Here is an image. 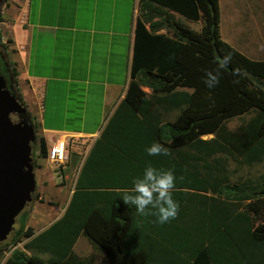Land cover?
Here are the masks:
<instances>
[{
	"label": "trees",
	"instance_id": "trees-1",
	"mask_svg": "<svg viewBox=\"0 0 264 264\" xmlns=\"http://www.w3.org/2000/svg\"><path fill=\"white\" fill-rule=\"evenodd\" d=\"M158 7L203 26L190 31ZM155 18L166 19L171 37L145 29ZM226 54L231 62L221 67ZM208 71L220 73L213 89L202 82ZM0 73L25 108L1 41ZM174 111L172 122L162 120ZM249 111L255 116L237 132L227 129V120ZM25 117L34 124L26 110ZM204 135L213 137L202 140ZM153 142L171 155L148 156L145 148ZM46 146L38 138L41 155ZM229 160L248 167L264 161V59H249L221 40L217 0H140L131 82L86 156L63 215L36 236L22 228L7 244L25 239L23 249L48 259L15 249L5 264H89L73 252L81 236L103 251L107 264H264V175L232 183ZM149 164L173 168L177 177L172 196L179 213L164 225L121 199Z\"/></svg>",
	"mask_w": 264,
	"mask_h": 264
},
{
	"label": "crops",
	"instance_id": "crops-1",
	"mask_svg": "<svg viewBox=\"0 0 264 264\" xmlns=\"http://www.w3.org/2000/svg\"><path fill=\"white\" fill-rule=\"evenodd\" d=\"M139 2L9 0L1 11V40L37 136L49 144L57 140L77 143L69 150L58 178L60 182L52 178L57 176L56 166L44 158L43 165L34 170L38 199L34 198L26 218V226L33 230L34 236L63 215L83 157L125 96L131 82ZM158 10L180 25L183 20L199 22L166 7ZM165 20L155 18L151 21L152 28L150 22L144 27L149 33L171 37L172 27ZM141 90L147 96L151 94L147 87ZM70 152L82 154L73 178L72 171H65L72 160ZM47 202L53 204L48 206ZM81 237L73 246L74 253Z\"/></svg>",
	"mask_w": 264,
	"mask_h": 264
},
{
	"label": "rangeland",
	"instance_id": "rangeland-1",
	"mask_svg": "<svg viewBox=\"0 0 264 264\" xmlns=\"http://www.w3.org/2000/svg\"><path fill=\"white\" fill-rule=\"evenodd\" d=\"M9 1V0H8ZM62 2V1H59ZM218 3V11H219V35L221 40L226 42L228 45L233 47L239 53L248 57L252 60H262L264 59V0H217ZM0 7V15L3 10L4 5ZM183 26L190 28L193 31L199 32L201 27L203 26L202 22L198 23L189 22L183 20L181 22ZM178 111L170 112L168 114H162L163 121H173L174 117ZM255 116L254 111H249L245 114L233 117L226 121V127L231 132H237L240 126L245 125L249 120H251ZM93 119V115H91ZM49 123V122H48ZM91 127V126H89ZM213 136L212 135H204L201 137L202 140H209ZM69 146L77 145L75 142L68 141ZM84 148L82 149V152ZM36 155V150H34ZM71 163L68 164V169H65L66 172L72 171V178L74 172L73 170L78 167L79 157L82 154L80 153H71ZM38 159V158H37ZM41 165H43V160L38 159ZM40 165V166H41ZM53 168V166H51ZM38 169V168H37ZM57 171V170H55ZM51 175H53L51 173ZM227 178L230 182H245L248 180H259L262 175H264V161L253 165L251 167L243 166L239 164L237 161L229 160L227 163ZM52 178L57 183L60 182L58 180L59 175L52 176ZM70 178V176H69ZM71 179V178H70ZM260 180V181H261ZM35 194L38 195V192L35 191ZM67 195L63 197L64 201H67ZM53 197H50L52 200ZM53 202V200H52ZM47 202L48 206H51L53 203ZM31 208V204H29L24 212L22 213L25 216L23 230L20 229L22 223H20V217L16 219L14 224V232L20 230V232L24 231L26 226V218L29 216L28 211ZM28 215V216H27ZM22 230V231H21ZM14 233L12 232L7 240L0 244L1 247L8 248L6 250L0 251V264H5L6 261L11 256V252L14 249H19L24 251L26 256H38L42 261L48 259L47 254L38 253L33 250L23 249V245L26 242L25 239L20 242L16 248L10 250L7 244L10 243ZM13 248V247H12ZM74 255L81 261L88 262L89 264H107V259L103 251L95 248L86 238L81 237L76 246Z\"/></svg>",
	"mask_w": 264,
	"mask_h": 264
},
{
	"label": "water",
	"instance_id": "water-1",
	"mask_svg": "<svg viewBox=\"0 0 264 264\" xmlns=\"http://www.w3.org/2000/svg\"><path fill=\"white\" fill-rule=\"evenodd\" d=\"M33 124L0 74V244L14 230L17 217L33 201L36 182Z\"/></svg>",
	"mask_w": 264,
	"mask_h": 264
},
{
	"label": "clouds",
	"instance_id": "clouds-1",
	"mask_svg": "<svg viewBox=\"0 0 264 264\" xmlns=\"http://www.w3.org/2000/svg\"><path fill=\"white\" fill-rule=\"evenodd\" d=\"M7 2H8V0L5 1V4ZM0 41L2 43L1 35H0ZM7 59H8V55H7ZM231 59H232L231 54L224 55L223 58L220 60V66L221 67L227 66L231 62ZM11 68H12V66H11ZM202 82L205 85V87L208 89L215 88L220 83L219 71L205 72L204 76L202 77ZM25 110H26V108H25ZM33 123H34V120H33ZM34 125L35 124H33V127H34ZM35 135H36V141L32 146V154H31L32 159H33L32 163L33 164L37 163L38 165H40V163L37 162V160L40 159V158L37 159L38 138L39 137L37 136V132L35 133ZM67 142H68V140H67ZM46 144H47V146L50 145L47 142H46ZM71 147H73V146H69V143H68V148H71ZM90 149L88 150L86 156L88 155ZM34 150H36V155H35ZM145 152L148 156H165V157H168L171 155L169 149L167 147H165L164 145H162L161 143H158V142L151 143L150 146L145 148ZM86 156L83 157L84 160H85ZM41 160H43V159H41ZM62 169H63L62 167H60L58 170L56 169L57 175L61 174ZM176 180H177V177L175 175V171L173 168H169L167 170L157 169V168L151 166V164H149L143 170L142 176H138V177L133 179L132 190L130 192L123 193L121 196V199L123 200V202L126 205L133 206L138 215H140V216H154L155 217V223H157L159 225L167 224V223H169L172 220L177 218L178 213H179V209H180L179 202L174 200L173 196H172V192L174 190ZM35 195L36 194H34V198H35ZM34 198H33V200H34ZM22 228H23V226L21 227V229ZM19 243L15 244V246H12L13 248L10 247V250L16 248V246Z\"/></svg>",
	"mask_w": 264,
	"mask_h": 264
},
{
	"label": "built area",
	"instance_id": "built-area-1",
	"mask_svg": "<svg viewBox=\"0 0 264 264\" xmlns=\"http://www.w3.org/2000/svg\"><path fill=\"white\" fill-rule=\"evenodd\" d=\"M70 148H68V142L65 140H57L53 144H50L46 148V152L44 155H41L39 150L37 153V158L46 159L51 163L56 165V169L58 170L60 167L64 168Z\"/></svg>",
	"mask_w": 264,
	"mask_h": 264
},
{
	"label": "flooded vegetation",
	"instance_id": "flooded-vegetation-1",
	"mask_svg": "<svg viewBox=\"0 0 264 264\" xmlns=\"http://www.w3.org/2000/svg\"><path fill=\"white\" fill-rule=\"evenodd\" d=\"M5 1L6 0H0V7L3 5V4H5ZM26 118V117H25ZM23 213V212H22ZM20 214L17 218H19L20 217V223H22V220H23V214ZM21 227H22V225H21ZM21 229V228H20ZM19 232H20V230H18V231H16V232H14V230H13V233H14V235H17V234H19Z\"/></svg>",
	"mask_w": 264,
	"mask_h": 264
}]
</instances>
